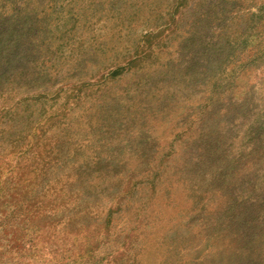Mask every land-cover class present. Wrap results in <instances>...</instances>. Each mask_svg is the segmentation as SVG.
<instances>
[{
    "label": "rangeland",
    "instance_id": "rangeland-1",
    "mask_svg": "<svg viewBox=\"0 0 264 264\" xmlns=\"http://www.w3.org/2000/svg\"><path fill=\"white\" fill-rule=\"evenodd\" d=\"M206 5L227 36L249 18L234 62L187 84L179 44ZM248 78L264 111V0H0V264H227L212 174L245 147ZM225 108L228 136L209 132ZM207 137L212 181L191 170Z\"/></svg>",
    "mask_w": 264,
    "mask_h": 264
},
{
    "label": "trees",
    "instance_id": "trees-1",
    "mask_svg": "<svg viewBox=\"0 0 264 264\" xmlns=\"http://www.w3.org/2000/svg\"><path fill=\"white\" fill-rule=\"evenodd\" d=\"M205 9L200 19L194 16L192 22L188 24V30L184 32L179 44L178 56H181L182 65L186 70H193L186 78L187 84H191L193 80L202 81L205 73H209L211 67L217 64L221 66L234 62L233 56H227L225 46L227 42L242 36L249 18L246 14L238 15L235 31L239 33L227 36L228 28L223 22L225 23L228 12L213 11L209 5H206ZM41 11L45 12L44 7ZM232 18L230 16V19ZM21 19L24 25L30 21L26 15ZM47 31L39 36V41L38 39L36 41L38 44L48 43ZM29 34H32V31L29 33L25 30L22 35ZM167 73L173 71L169 70ZM248 80L249 78L242 85H238V90L242 89L239 98L241 101L237 103L234 111L240 114L238 121L241 120L240 125L243 127L245 147L243 146L242 153L229 155L212 174V178L221 177L222 184L218 190L228 197L224 208L219 209L216 219V222L220 221L222 232L228 238L232 250L231 255L227 257V264H263L264 262V111L260 104L262 96L256 82ZM231 99L232 96L229 94V97H225L220 104L230 102ZM225 109L223 116L228 120L226 125L222 128H210L209 132L218 129L222 136H228L231 122L235 120L232 112ZM204 142L205 149L194 156L196 160L192 162L191 170L194 172L204 170V178L212 181L211 177L206 175L209 170L208 163L212 158L224 154L225 150H220L219 142L212 141L210 137Z\"/></svg>",
    "mask_w": 264,
    "mask_h": 264
}]
</instances>
